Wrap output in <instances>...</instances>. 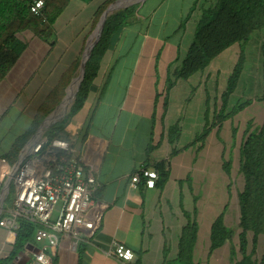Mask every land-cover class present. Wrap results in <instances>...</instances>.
Here are the masks:
<instances>
[{
	"label": "crops",
	"instance_id": "1",
	"mask_svg": "<svg viewBox=\"0 0 264 264\" xmlns=\"http://www.w3.org/2000/svg\"><path fill=\"white\" fill-rule=\"evenodd\" d=\"M193 2L143 1L132 23L124 28L114 49L105 55L101 64L104 78L98 90L89 95L83 109L67 125L66 139L72 140L74 154L78 137H82L78 154L75 155L95 168L93 175L96 191L93 200L105 204L106 209L98 229L90 238L80 241L75 251L69 249L67 239L58 236V247L52 256V264H78L79 247H83L82 264L173 262L177 256L181 230L188 223L184 214L190 215L194 209L198 233L193 262L201 264L203 261L200 254L205 246L207 250L209 249L210 227L227 205L225 198L229 197L227 190L229 184L222 176L223 146L217 145L222 142L219 136L221 131L218 133L217 129H213L201 151H197L200 146L197 144L173 157L170 160L169 179L163 189L159 190L156 187L146 189L144 186L138 190L129 188L130 177L141 168L150 169L148 166L151 164L169 157L172 147L166 135H163L166 134L167 128L179 124L181 137L176 148L180 149L193 140L196 133L184 141L185 132L191 128L195 130L200 116L206 111L205 90L198 93L201 82L204 81L202 77L195 82L194 92L198 95L192 103L185 85L189 78L187 81H177L170 90L166 112L162 109L163 97H159L155 108L156 95L164 94L165 90L166 82L162 80L164 77L162 73L166 63L171 61L175 63L178 55L180 61L190 44L185 31L189 28L187 33H191L192 24L198 20L197 12L190 16ZM87 5L84 0L71 1L54 24L53 36L56 40H59L58 30L64 13L72 7L81 13ZM188 22L190 26L187 25L182 31ZM169 23L175 25L170 32L165 33L164 28ZM16 39L23 46L20 56L0 83V192L5 185L3 174L6 171L5 166L1 165V160H5L4 156L10 151L16 139L29 130L38 108L68 68L63 69L64 71L56 69L58 60L62 58L60 57L62 51L58 50L56 45L57 41L49 44L29 31L18 33ZM54 50L59 53L58 60L51 56ZM157 63L161 68V74L158 75L161 87L154 93L158 81L157 72L154 70ZM178 63L180 64L175 63L176 67ZM124 74L126 79L123 80ZM136 74L149 78L151 97L147 101V110L142 112L143 100L139 98L142 89H138L129 112H124L127 100L123 99V103L120 102L122 106L119 103L113 105L112 100L122 84L126 92V87L134 81ZM69 96L70 94L60 111H57L63 113H56L50 121L57 120L69 109ZM120 96L122 99V95ZM255 103L263 109L261 103ZM252 106L253 104L244 110ZM85 127L87 134L84 137ZM212 137L215 146H211L207 151V141ZM205 155L212 159V163L207 164V159L204 160ZM5 162L11 166L6 160ZM8 194L1 207L0 221L8 217L12 206L14 197L10 200L9 207L5 206ZM228 211L227 209L225 212L224 223L231 229L227 223ZM201 223L204 224L203 228ZM113 243L129 248L134 254L133 260L122 262L108 257L106 252ZM228 243L226 242L223 247ZM12 245L13 242H9L8 231L0 227V259L9 256ZM220 249L211 257L213 258ZM9 264H34L32 253H27L26 250H23V253L18 252Z\"/></svg>",
	"mask_w": 264,
	"mask_h": 264
},
{
	"label": "trees",
	"instance_id": "2",
	"mask_svg": "<svg viewBox=\"0 0 264 264\" xmlns=\"http://www.w3.org/2000/svg\"><path fill=\"white\" fill-rule=\"evenodd\" d=\"M33 1L35 0H0V83L14 67L20 56L23 46L16 39V35L23 31H29L45 41L50 39L54 35L56 20L67 9L72 0H42L44 6L39 16L30 12ZM114 1L107 0L97 9L93 16L89 34L94 30L105 9ZM139 6L140 4L130 6L114 13L107 19L101 38L86 63L84 79L67 115L43 134L48 140L67 136L66 127L70 120L83 109L89 95L97 91L102 83L104 74L101 71V64L105 55L114 49L124 28L132 23ZM194 12L198 13V20L195 23L192 40L180 61V55L177 56L175 63L180 62V64L168 74L164 94L156 95L155 98L156 108L159 97H163V112L167 110L168 94L177 81H187L193 75L204 72L224 51L234 45L241 46L259 31H264V0H194L190 16ZM258 55L261 80L257 93L252 98L239 100L231 111L226 112L230 97L236 94L239 86L243 84L242 76L246 59L245 53L241 51L226 80L225 89L220 95L219 109L216 100L213 107L208 109L211 99L210 93L206 90V112L213 113L210 122L201 132L196 134L189 144L177 149L176 144L181 137L179 124H173L167 128L166 134L163 135H166L172 151L167 159L148 166L158 174L155 183L157 189H163L167 183L170 175V160L173 157L197 144H200L197 151H201L213 129H217L219 133L224 122L232 119L253 102L261 103L264 113V40L258 45ZM78 66L79 60H76L63 72L58 83L38 108L29 130L16 139L10 151L4 156V159L11 166L18 161L20 152L35 134L40 124L61 103L65 97V89L75 77L74 73ZM62 116L63 114L59 118ZM250 125L248 123L239 149V173L243 177V188L237 194L238 228L240 230L237 235V248L232 245L235 236L233 230L224 223L227 205L210 227V245L207 257L210 258L216 250L229 242L231 244L230 259L232 264H264V119L262 124L253 130H251ZM86 128L84 137L87 134ZM223 169L227 175L230 174V158L227 162H223ZM143 186L142 180L139 189H143ZM184 215L188 219V223L181 230L176 259L173 262H165V264H195L193 251L198 233V225L194 219L196 209L193 210L192 214L185 213ZM17 225L12 250L9 256L0 259V264H9L19 251L25 250L34 241L36 225L23 219H18ZM261 242L260 256L255 259ZM77 255L78 264H82L83 247L77 249ZM164 255H167L166 251ZM237 256L240 259H237Z\"/></svg>",
	"mask_w": 264,
	"mask_h": 264
},
{
	"label": "built area",
	"instance_id": "3",
	"mask_svg": "<svg viewBox=\"0 0 264 264\" xmlns=\"http://www.w3.org/2000/svg\"><path fill=\"white\" fill-rule=\"evenodd\" d=\"M43 6L42 0H35L30 12L39 16ZM1 165L6 168L3 178L13 185L15 193L0 227L8 231L9 242H14L18 219L37 226L33 243L25 249L32 253L34 264H52L58 236L67 239L69 249L75 251L80 241L98 229L106 205L93 200L95 168L74 154L72 140H48L40 134L20 152L13 166L5 160ZM157 179L156 171L141 168L130 177L129 188L138 190L143 180L146 189H154ZM106 255L122 262L134 258L129 248L118 243H113Z\"/></svg>",
	"mask_w": 264,
	"mask_h": 264
},
{
	"label": "rangeland",
	"instance_id": "4",
	"mask_svg": "<svg viewBox=\"0 0 264 264\" xmlns=\"http://www.w3.org/2000/svg\"><path fill=\"white\" fill-rule=\"evenodd\" d=\"M105 1L106 0H84V2L87 3L88 5L82 10L81 13L78 11V9H74L73 7L69 9L66 13H64V17L61 20V23L59 25V30H58L60 34L59 40H56V37L54 36L53 38L46 40L49 44H51L54 41H57L56 45L58 46V50L60 49L62 51L61 56H60L62 58L60 60H58L57 58L59 55L57 50H54L51 55L52 57H55V60L59 61L58 64L56 65L57 70L58 69L65 70L74 60H79V63H80L81 55L83 53L87 39L94 32L93 30L89 34L93 16L95 12L97 11V9ZM191 1L193 2V0H190V2ZM138 4L139 3H135L132 6L138 5ZM92 12H93V16L91 14ZM174 25L175 23L167 24L164 28V32L165 33L170 32ZM187 25L190 26V22L185 24V28L183 26V29L181 30L182 31L185 30L187 28L186 27ZM192 26H193V30L191 33H187L189 28H187L185 31V33L188 34L190 41L192 40L193 32L195 29V23L192 24ZM169 39L171 40V37ZM263 40H264V31H259V33L256 34L255 36H252L247 43L242 44L241 46L234 45L228 50L224 51L214 61V63L210 67H208L207 70L193 75L189 79L188 83L185 84L186 87L188 88L187 90L189 91L188 98L191 101V103H192V100L196 99L198 95L197 92H194L195 82H197L199 78L202 77V80H204L205 82L204 81L201 82V86L199 88L198 93L200 92V90H205L204 93H207L206 90H208V93H210V99H211L208 104L209 105L208 109L210 110L213 107L214 102L216 101H217V108L219 109L220 95L222 91L225 89L226 80L229 74L231 73L233 66L236 63L241 51L245 53V59H246L245 64H244L243 76H242V83L244 84V86H242L243 84L241 83L242 85L239 86V89L236 92V94H233L230 97L226 112L228 113L229 111H231V109L236 105L237 102H239V100H244L245 98H249V99L252 98L257 93L259 82L261 80L258 45ZM62 49H66V50L63 51ZM175 65L176 64L173 61H171V63H168V62L166 63V68H164L163 73H162V75L164 74L163 75L164 77L162 79L163 82H166L168 74L171 73ZM154 70L155 72H157V77H158V75L161 74L160 72L161 68H160V65H158V63L155 65ZM74 75H75L74 78H76L78 75L77 70L75 71ZM124 75H123V80L126 79L125 78L126 75L125 76ZM156 82H157V85L155 86V89L153 88L154 93H156L155 91L159 90L160 89L159 87H161L160 77H158V81ZM138 89H142L139 94L140 95L139 98L143 100L142 112H146L147 106H148L147 101H149L151 97V88L149 84V78H144L142 74H139V75L136 74L134 81L130 84V86L128 85L126 87V92H125L124 84L119 86L116 96L112 100V104L116 105L117 103L120 104V102L123 103L122 101L123 99H125L127 100L126 102L127 105L124 108V112H129L132 102L134 98L136 97L135 94L138 92L137 91ZM201 94L203 93L201 92ZM120 95H122V99ZM185 96L186 94H184L183 97ZM252 104L253 106L249 108L248 110H243L239 114L235 115L232 119L223 123L222 130L219 134V136L222 138V142L218 140V142L220 143L217 144L219 146H223L224 154H223L222 161L227 162L228 157L231 159L230 174L227 175L224 169H222V176H223V179L225 178L229 184L227 186L229 197L225 198L227 201L225 202V204L227 203L228 210H229L227 223L234 232L235 236L233 238L232 245L235 246L236 248L238 246L237 235L240 232L238 228L239 212H238V205H237V194L240 191H242V188H243V177L239 173V160H240L239 149L243 141L246 129L248 127V123L251 124L250 128L251 130H253L256 127H259L262 124L263 119H264L263 109L259 107V105H256V103L254 104V102ZM120 105L122 106V104ZM67 113L65 114V116L67 115ZM212 113L213 112L205 111L204 115L202 114L200 116V121L196 129L193 130L191 128L190 130L185 132L184 141L187 138H190L191 136H193L195 133L196 134L200 133L201 130L210 122L212 118ZM65 116L57 119L56 123L53 124L52 126L57 125ZM234 130H235V133H234ZM45 132H43L42 134H44ZM61 138L66 139L67 136H61ZM81 140H82V137L79 136L77 143L75 144V150H76L75 154L76 155L78 154ZM214 141H215L214 137L210 138L207 141V144H206V148H208L207 151L209 150L211 146L213 145L215 146ZM219 150L220 148L218 149V151ZM205 158L207 159V164H209L210 162L212 163V159L210 157H207L205 155L204 160ZM215 166H217V164H215ZM216 180L217 182L219 181L218 179ZM3 182H4L3 184L6 183L5 180ZM14 193H15L14 187L13 185H10L9 194H8L7 202L5 205L6 207H9L10 200H12V198L14 197ZM59 208H60V204H58L56 208L54 209V216H56V213L59 210ZM201 227L202 228L204 227L203 223H201ZM230 246L231 244L229 245L228 243L226 247H223L222 249L217 251L214 254L213 258L207 257L208 250L206 249V246H205L202 249V253L200 254L203 260L201 261V264H232L231 259H230V254H229L230 248H231ZM261 247H262V242L259 245V249L257 251V255L255 256V259H258L260 256ZM19 253H23V251H19ZM237 259H240V257L237 256Z\"/></svg>",
	"mask_w": 264,
	"mask_h": 264
},
{
	"label": "water",
	"instance_id": "5",
	"mask_svg": "<svg viewBox=\"0 0 264 264\" xmlns=\"http://www.w3.org/2000/svg\"><path fill=\"white\" fill-rule=\"evenodd\" d=\"M129 0H115L113 3H111L106 9L105 11L102 13V15L100 16L99 18V21L98 23L96 24V27L94 29V32L93 34L90 35V37H88L87 39V42L85 44V47H84V50H83V53L81 55V59H80V63H79V67L77 69V77L76 78H73L71 83L68 85V87L66 88L65 90V97L63 98L62 102L57 106V108H55V110L45 118V120L40 124L38 130L36 131L34 137L31 139V141L38 135L42 134L43 132L47 131L53 124L56 123V120L54 121H50V119L53 117V115L57 112V110L61 107V105L64 103L67 95H68V91L70 89V87L73 85V83L76 81V88H75V92L73 94V97H72V101H71V105L73 104V101L75 100L76 98V95L79 91V88L81 86V83L84 79V76H85V68H86V63L87 61L89 60V57L94 49V47L98 44L100 38H101V35H102V32H103V29L105 27V23L107 21V19L109 17H111L114 13L118 12V11H121V10H125L127 8H129L130 6H132L133 4L135 3H139L141 5V3L145 0H138V1H135V2H128ZM95 35L94 39L92 42L91 41V38H93V36ZM70 105V106H71ZM68 111V110H67ZM67 111L63 114V116H65V114L67 113ZM62 116V117H63ZM30 141V142H31ZM29 144V143H28ZM27 144V145H28ZM26 145V146H27ZM9 185L10 183L7 182L5 183L3 189L1 190L0 192V209L3 205V202L5 200V197L6 195L8 194L9 192Z\"/></svg>",
	"mask_w": 264,
	"mask_h": 264
},
{
	"label": "bare ground",
	"instance_id": "6",
	"mask_svg": "<svg viewBox=\"0 0 264 264\" xmlns=\"http://www.w3.org/2000/svg\"><path fill=\"white\" fill-rule=\"evenodd\" d=\"M133 1H135V0H129L128 2H133ZM94 37H95V35L93 36V38H91V41H90V42L93 41ZM76 83H77V82L75 81V82L73 83V85L70 87L69 90H70L71 93L68 91V93L70 94V96H69L70 102H69V106H68V107H70V105H71L72 97H73V94H74V92H75V88H76ZM69 94H68V95H69ZM61 106H62V105H61ZM60 108H61V107H60ZM60 108H59V109H60ZM59 109H58V110H59ZM58 110H57V111H58ZM59 111H60V110H59ZM56 113H63V112H56ZM56 113H55V114H56ZM55 114H54V115H55Z\"/></svg>",
	"mask_w": 264,
	"mask_h": 264
}]
</instances>
